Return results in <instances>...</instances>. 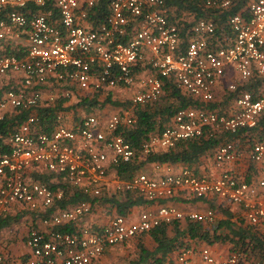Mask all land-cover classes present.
Instances as JSON below:
<instances>
[{"label": "built area", "instance_id": "obj_1", "mask_svg": "<svg viewBox=\"0 0 264 264\" xmlns=\"http://www.w3.org/2000/svg\"><path fill=\"white\" fill-rule=\"evenodd\" d=\"M179 1L185 5L180 16L175 3ZM239 2L0 0V43L24 51L22 56L0 53V81L17 76L15 85L0 97V121L28 112L3 136L0 219L21 211L36 212L44 226H31L27 256L0 252V264H93L108 247L162 224L215 220L213 210L184 212L161 205L142 213L138 221L118 215L95 228L83 224L94 211L91 200L57 205L72 191L93 199L110 191L136 194L154 204L172 198L177 190L199 199L213 193L245 206L250 223L260 225L264 236V201L253 199L258 188L264 193V141L251 152L262 175L256 186L228 172L207 177L188 169L169 170L157 178L147 173L124 178L121 173L135 161L172 150L183 141L213 140L220 134L259 128L264 119V0H247L220 24V17ZM198 10L204 16L199 17ZM166 80L199 105L178 109L171 126L150 133L136 148L127 140L126 130L137 127L138 107L161 102ZM249 85L254 88L248 89ZM119 90L128 92L123 108L115 112L99 108V112L106 110L104 116L87 115L74 128L66 126V113L59 111L51 132L42 129L45 119L38 108L50 107L59 99L79 103L94 94L106 97ZM224 95L234 96L222 111L218 103ZM239 156L235 144L226 142L216 150L215 161L221 166ZM32 171L61 185L52 189L33 179ZM192 255L187 248L178 261L187 263ZM202 258L206 264H264L243 252L217 261L207 248Z\"/></svg>", "mask_w": 264, "mask_h": 264}, {"label": "crops", "instance_id": "obj_2", "mask_svg": "<svg viewBox=\"0 0 264 264\" xmlns=\"http://www.w3.org/2000/svg\"><path fill=\"white\" fill-rule=\"evenodd\" d=\"M1 48L3 49L0 53H10L19 56L24 54L23 50L18 51V49L21 48L16 49L12 45L9 46L5 43H0V49ZM16 78L17 76L9 75L0 81V97H2L9 88L13 87L12 85H15ZM169 82H171L170 84H173L171 80L165 81L164 96L159 104L140 106L138 108H142L143 110L147 107L156 108L159 106L165 108L167 105V96L169 95L167 89V84ZM181 93L183 95L185 94L188 99L195 102L194 99L189 97L183 91H181ZM126 94H128V92L122 90L120 92L108 93L106 97L100 94H94L92 97L97 98L99 101L111 97L115 100H123L125 103L126 100L123 99V96ZM220 95L223 96L222 91L220 92ZM85 100H92V98L83 99L79 103L59 99L50 107L38 108L37 113L45 119V124L42 126V129L46 132H51L53 119L59 111H64L66 113V120L64 123L70 128H74L78 122L87 115L98 113L100 116L101 113V116H104L103 114L106 110L99 112V110H97L99 107L95 108L83 105L82 103ZM173 101H175V99H172V102ZM59 103L63 104L62 107H58L60 106L58 105ZM179 104L180 102L177 100L175 107H179ZM108 106L110 105H107L105 108L109 112L117 111L116 109L108 108ZM119 108L121 109L123 107H118L117 109ZM26 116H20V112H17L7 119H11V122L15 121L14 128L25 120ZM173 117L174 115L168 121H166L165 118H159L151 133L159 132L166 127L171 126L173 123ZM20 118H22L21 121H19ZM136 130L137 127L134 130H126V138L130 133L132 134L134 133L133 131ZM261 131L262 127L253 132L242 130L238 135L226 133L220 134L218 140H216V149L226 142H233L240 154L236 161L226 162L221 166L215 161L216 151L215 153L209 151L206 155L202 156L197 163L192 165L183 163H144L140 169L132 170L131 164L124 168L121 173L124 178H128L132 173H147L150 176L157 178L164 176L169 170L178 172L188 169L195 175L207 177H220L223 173L228 172L234 173L240 177L242 181L256 186L262 175L259 166L255 165L251 160V152L257 142L264 141ZM3 141V136L0 135V149L3 148ZM145 159L146 158H144V161ZM144 161L140 160L138 163ZM156 165H160V168L157 169ZM34 173L35 172L32 171L31 174L33 175ZM114 175L115 172H112V176ZM86 197V200H91L94 203V211L91 215L85 218L83 224L95 228L106 225L118 215L127 216L131 222L138 221L139 216L142 213L148 211L154 212L158 210L161 205L175 206L184 212L206 213L209 210H213L215 213V220L212 223H199L183 220L176 221L172 224H162L159 227L154 228L153 231L131 239L124 244L108 247L104 254L93 264H206L202 258V251L206 248L210 250L211 254L217 261L226 260L233 252H243L251 259L264 261V246H260L259 243L256 242V239L261 240L262 237H264L260 234L261 226H254L250 223L247 216L248 209L245 206L234 203L230 200L222 199L216 194L211 193L203 199H199L187 191L177 190L172 198L164 200L159 204L147 201L136 194H119L115 191H110L108 194H104L101 199ZM253 199L264 201V193L261 189H257L256 195L253 196ZM128 200L141 201V203L133 207L124 208L125 213H121V207L119 204H128ZM23 212L25 211L16 212L12 217L15 215L22 216ZM25 219L29 221L26 229L22 226H18L17 223H13L9 229L4 230L8 233L2 232L0 234V252L11 254L16 258H22L29 254V248L26 244L29 225L30 227L34 225L41 228L44 226H41L39 220H37L36 223H33L30 215L25 216ZM13 226L17 229H14ZM162 230H164V234L161 236L162 244H160V240L156 239L155 232L158 233ZM251 238L255 241V244L252 246H250ZM261 241V243L264 244V240ZM187 248L193 250V255L187 263H180L178 258Z\"/></svg>", "mask_w": 264, "mask_h": 264}, {"label": "trees", "instance_id": "obj_3", "mask_svg": "<svg viewBox=\"0 0 264 264\" xmlns=\"http://www.w3.org/2000/svg\"><path fill=\"white\" fill-rule=\"evenodd\" d=\"M171 3L172 2H170V4ZM175 3L177 7L181 9V10L176 11L177 15L180 16L182 15V9L183 7H185V5L181 1L175 2ZM246 3H247V0H241V2H239L238 5L234 7L230 12L223 14L220 17V24L226 20L227 14H230V15L236 14L237 12L240 11V9L244 7ZM198 16L199 17L204 16L203 11L198 10ZM170 83L171 82L167 84L169 95L167 96V100H166L167 105L165 106V108L159 107V106L156 108L147 107L145 108V110H143L142 108H137L135 112L137 130L133 131L134 133L132 134L130 133L127 136L128 138L127 140H129L134 145V147L139 148L141 140L143 138L148 137V135L151 133V131L156 126L159 118L160 119L165 118L166 121H168L178 109L198 107L199 104L197 102H193L191 101V99H188V97L185 94L183 95L181 93V90L177 89L176 86ZM263 85H264V82H263ZM247 88L253 89L254 85H249ZM233 96L234 95H230L226 97L231 100ZM172 99H175V101L172 102ZM177 100L180 102L179 107H175ZM82 104L86 106H92L95 108L99 107L101 110H103L107 105H111L113 109H117L118 107L125 105L123 100H115V99H112L111 97H109L106 100H100V101L97 98H92V100L83 101ZM218 104L221 106L220 108L222 109V111H224L227 108V104L224 106L223 102H220ZM58 105H60L58 107H62L63 104L59 103ZM22 115L23 117L26 116L27 112L21 111L20 116ZM21 119L22 118H20L19 121H21ZM10 120L11 119L0 121V135L1 136H6L9 129H12L13 126L15 125V121L11 122ZM261 127H262L261 135L262 137H264V119L260 123L259 128ZM259 128L255 130H251L250 132L257 131ZM216 140H218V138L213 139V140L200 139V140H188V141L180 142L174 149L166 153L154 154L146 158L145 161L143 160L144 162H141V163H138V160L135 161L132 164L131 169L132 170L140 169L144 163H159V164L183 163V164H188V165L195 164L200 160L202 156L206 155L209 151H213L215 153V151L217 150ZM32 177L35 180L41 181L42 183L49 185V187H51L52 189H57L61 185L60 183H57V182L52 183L50 176L46 174H41L39 172H35L32 175ZM86 199L87 197L83 193L79 191H72L71 193L66 194L65 199L63 201L57 202V205L61 207H65L67 205L77 203L79 201L86 200ZM128 202H129L128 204H119V206L121 207L120 209L121 213H125L124 208L133 207L141 203V201H135V200H131V201L128 200ZM22 215L24 216L30 215L33 223H36V221L39 220L41 217V214L39 213L27 212V211L23 212ZM12 216L13 215H7L6 217H3L0 219V234L4 232V230L9 229L13 225V223L16 221L17 217H12ZM69 228H72V227H69ZM30 229L31 227L29 225L28 233ZM28 233H27V238H28ZM155 233H156V239L160 240V244H162L161 236L164 234V230L158 233L157 232ZM261 240H264V237H262ZM261 240L256 239V242L259 243L260 246L262 245L264 246V244L261 243L262 242ZM250 244H251L250 246L255 244V241L253 240V238L250 239Z\"/></svg>", "mask_w": 264, "mask_h": 264}, {"label": "rangeland", "instance_id": "obj_4", "mask_svg": "<svg viewBox=\"0 0 264 264\" xmlns=\"http://www.w3.org/2000/svg\"><path fill=\"white\" fill-rule=\"evenodd\" d=\"M119 91H122V90H119ZM225 92V91H224ZM226 93V92H225ZM226 98V95H224V97H222V102H223V104H224V106L227 104V106H229L230 105V100L229 99H225ZM108 108H112L111 107V105L110 106H108ZM20 216V215H19ZM14 217H17V219H16V221L14 222V223H17L18 224V226H22L23 228H27V226H28V223H29V221L28 220H26L25 219V216L24 215H22V216H20V217H18L17 215H15ZM13 228L14 229H17L16 227H14L13 226ZM4 233H8V232H5L4 231ZM4 236H7V235H4ZM1 237V236H0Z\"/></svg>", "mask_w": 264, "mask_h": 264}]
</instances>
